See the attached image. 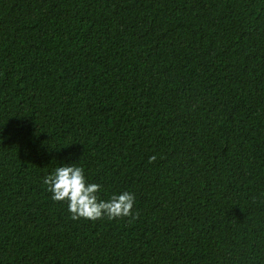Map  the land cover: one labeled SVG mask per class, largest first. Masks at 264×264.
<instances>
[{"label":"trees","instance_id":"16d2710c","mask_svg":"<svg viewBox=\"0 0 264 264\" xmlns=\"http://www.w3.org/2000/svg\"><path fill=\"white\" fill-rule=\"evenodd\" d=\"M0 264H264V0H0Z\"/></svg>","mask_w":264,"mask_h":264},{"label":"clouds","instance_id":"9594fccd","mask_svg":"<svg viewBox=\"0 0 264 264\" xmlns=\"http://www.w3.org/2000/svg\"><path fill=\"white\" fill-rule=\"evenodd\" d=\"M155 160L156 156H151L148 162L153 163ZM44 184L52 194L53 201L67 202L73 220L138 218V214L133 215L135 197L132 193L125 191L122 194H113L108 200H101L97 195L101 186L88 183L85 170L74 164L57 167L52 174L45 177Z\"/></svg>","mask_w":264,"mask_h":264}]
</instances>
